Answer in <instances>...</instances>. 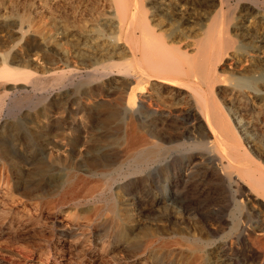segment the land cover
I'll use <instances>...</instances> for the list:
<instances>
[{
    "label": "bare ground",
    "instance_id": "1",
    "mask_svg": "<svg viewBox=\"0 0 264 264\" xmlns=\"http://www.w3.org/2000/svg\"><path fill=\"white\" fill-rule=\"evenodd\" d=\"M5 1L0 264H264V162L229 123L247 107L227 109L218 89L229 56L234 86L264 108V0H211L222 8L210 25L187 32L138 0H110L114 43L86 48L66 43L67 25L43 39ZM31 32L39 43H26Z\"/></svg>",
    "mask_w": 264,
    "mask_h": 264
},
{
    "label": "rangeland",
    "instance_id": "2",
    "mask_svg": "<svg viewBox=\"0 0 264 264\" xmlns=\"http://www.w3.org/2000/svg\"><path fill=\"white\" fill-rule=\"evenodd\" d=\"M12 1L13 0H11L10 2L12 3ZM14 1L12 3L13 5L9 1H7L9 4H11L9 6V4L6 3V5H8L7 7L14 8L15 11H18V13L21 14V16L24 15L25 17L33 21V23L35 24L39 22L38 25L36 24V27L41 28L42 30L41 34H42L43 39H50V38L53 39L54 37L59 38V34L64 31V26L67 25L66 43L70 44V47L81 46L82 48H86V47L93 46L95 44L109 46L110 44L114 43L115 35H112L113 30H111L110 27L108 28L104 26L105 25L104 21L107 20L111 16V12L113 11L112 3L110 0H67V3L65 0H63L64 2L62 1V3L61 1L60 3H58L55 0H42V1L41 0H19V1L14 0ZM138 1L141 3V5H143L144 8L148 9L149 11L150 9L154 11L153 13L156 15L155 19L162 22L161 24L162 27L165 26L166 29H171L172 27V28L178 29L181 32L182 31L187 32L191 28H194L196 30L203 28L205 30L207 26L210 25L211 18L214 15L215 11L222 8V5L220 6V4L215 5V6L211 5L212 4L211 0H200V1L199 0H169L172 6L171 8L173 9L174 15L172 14L168 16L164 14L165 12H163L162 9L157 8L158 5H156L153 0H138ZM102 2H104V4ZM63 3H66L68 6L70 4V6L68 7L66 4H63ZM183 3L186 4V9L188 11L187 18H189V20H192L191 22L184 21V20H178V16L175 15V11L177 12V10H179L178 9L179 5H184ZM56 4H59V5H56ZM20 6L23 7V12H21L22 8ZM59 6L61 7L56 8ZM49 7L51 9L49 10L46 9ZM70 7L71 9H69ZM107 7L110 10H108ZM41 13L44 16H40ZM15 19L16 18H12L10 19L9 22L13 23ZM254 19L257 22L256 28L254 29L256 31V29H260L262 27V23L258 22L260 19H257V18H254ZM156 23H159V22H156ZM25 25H28V24H25ZM97 25L103 26L100 32L97 29ZM234 27H235V24H233L230 28V31H229L230 36L234 40H236L237 45H244L246 48L249 49V47L252 45L251 41L245 39V37L242 36L241 32L236 31ZM27 38L29 39V41L26 43H28L29 45H33L35 41L38 43L40 42V38L35 37V35H33L32 32L28 33ZM221 59L220 61L218 60L219 61L218 70L220 73V80H221L220 81L221 85L218 87V89L220 93L221 102H223L224 106L227 109H230L229 108L230 104L236 101L237 103H242L241 105H243L244 107H247V110H248V111H243L241 113H237L235 114V116L232 115L229 123L234 125V127L237 128V131L240 132L241 135L245 133V135L243 136V138L245 139L242 140L243 143L247 145L249 151L259 156L264 162V108L263 106H261L262 104L260 101L256 100V98L254 99L253 96L249 94L248 90L240 91L238 88L234 86L235 79L237 76L233 75L232 71L229 68L231 65L229 61V56H224ZM165 94L170 99L173 97L167 91L165 92ZM249 106L251 110L249 109ZM120 126H121L120 122H115L111 124V128L113 129H119ZM231 212H232V207H229L228 211L224 212V216L226 219L230 220ZM59 217L62 220L64 215L59 214ZM5 260H7L6 262H9V263L11 262V264H45L44 262L40 261L39 258H31V259L24 260V259H19L15 257L11 261L8 259H5Z\"/></svg>",
    "mask_w": 264,
    "mask_h": 264
}]
</instances>
